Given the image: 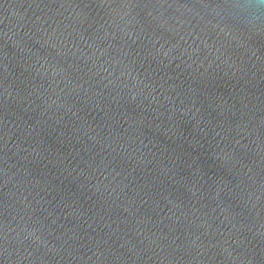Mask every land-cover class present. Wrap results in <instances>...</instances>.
<instances>
[{"label": "water", "instance_id": "obj_1", "mask_svg": "<svg viewBox=\"0 0 264 264\" xmlns=\"http://www.w3.org/2000/svg\"><path fill=\"white\" fill-rule=\"evenodd\" d=\"M0 264H264V0H0Z\"/></svg>", "mask_w": 264, "mask_h": 264}]
</instances>
